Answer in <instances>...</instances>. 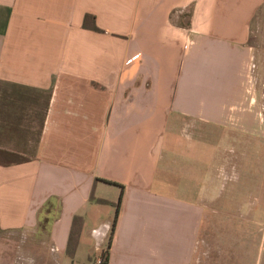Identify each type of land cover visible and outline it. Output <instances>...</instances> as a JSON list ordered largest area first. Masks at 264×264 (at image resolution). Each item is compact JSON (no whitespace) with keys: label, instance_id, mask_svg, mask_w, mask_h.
Here are the masks:
<instances>
[{"label":"crops","instance_id":"obj_1","mask_svg":"<svg viewBox=\"0 0 264 264\" xmlns=\"http://www.w3.org/2000/svg\"><path fill=\"white\" fill-rule=\"evenodd\" d=\"M263 5L0 0V260L10 244V264H32L23 246L39 242L51 264H90L106 246L107 264H189L213 141L261 120L250 37ZM48 200L55 216L42 229Z\"/></svg>","mask_w":264,"mask_h":264},{"label":"rangeland","instance_id":"obj_2","mask_svg":"<svg viewBox=\"0 0 264 264\" xmlns=\"http://www.w3.org/2000/svg\"><path fill=\"white\" fill-rule=\"evenodd\" d=\"M250 41L264 80V5L252 21ZM253 63L256 70L255 56ZM260 115V123L238 141H213L208 164L212 188L200 199L202 218L189 264H264V109ZM12 249L10 244L2 247L0 264H10ZM23 254L32 264L52 263L44 261L39 242L36 248L24 245Z\"/></svg>","mask_w":264,"mask_h":264},{"label":"trees","instance_id":"obj_3","mask_svg":"<svg viewBox=\"0 0 264 264\" xmlns=\"http://www.w3.org/2000/svg\"><path fill=\"white\" fill-rule=\"evenodd\" d=\"M91 18L92 17L85 15L82 19V27H84V28L86 27L87 29L98 31L97 27H95V25L93 24V21L91 20ZM88 199L92 200L96 203H100V204L108 203L105 200L93 198L91 193L89 194ZM119 199H120V194H119L116 202L113 204L115 210H114V215H113L111 225H110L108 240L111 237V232H112L113 227H114ZM49 201L50 200L44 202L37 212L36 218L38 220V226L41 227L42 229H46V226L50 223V220L55 216V213H54L55 211L53 209H51L54 207V205L50 204ZM81 225H82L81 217L74 215L70 221L68 235L66 238V245H65V249H64V253L68 258L73 257V254H74V251L76 248V244L78 242V237H79ZM106 250H107V246L105 249H103L102 253L100 254L102 264H107V251Z\"/></svg>","mask_w":264,"mask_h":264},{"label":"built area","instance_id":"obj_4","mask_svg":"<svg viewBox=\"0 0 264 264\" xmlns=\"http://www.w3.org/2000/svg\"><path fill=\"white\" fill-rule=\"evenodd\" d=\"M188 40L184 43V45H183V48H186L187 47V45H188ZM136 57L137 56H132V57H130V58H128V59H126L125 60V63L127 64V63H130V62H133L135 59H136ZM102 251H103V249L101 250H97L96 251V253H95V255L93 256V258H92V261H91V263L90 264H102V261H101V253H102Z\"/></svg>","mask_w":264,"mask_h":264}]
</instances>
